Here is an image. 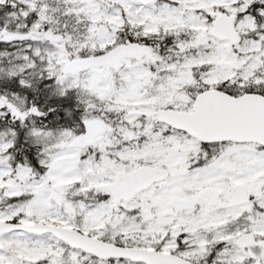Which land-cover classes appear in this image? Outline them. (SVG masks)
Wrapping results in <instances>:
<instances>
[{
	"label": "snow or ice",
	"instance_id": "snow-or-ice-1",
	"mask_svg": "<svg viewBox=\"0 0 264 264\" xmlns=\"http://www.w3.org/2000/svg\"><path fill=\"white\" fill-rule=\"evenodd\" d=\"M0 264H264V0H0Z\"/></svg>",
	"mask_w": 264,
	"mask_h": 264
}]
</instances>
